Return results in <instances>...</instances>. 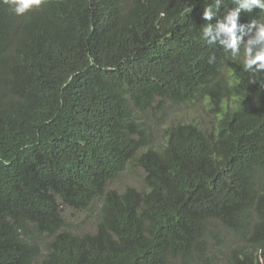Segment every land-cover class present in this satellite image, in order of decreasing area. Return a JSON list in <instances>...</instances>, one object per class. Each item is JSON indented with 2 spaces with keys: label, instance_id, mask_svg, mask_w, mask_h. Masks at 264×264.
<instances>
[{
  "label": "trees",
  "instance_id": "obj_1",
  "mask_svg": "<svg viewBox=\"0 0 264 264\" xmlns=\"http://www.w3.org/2000/svg\"><path fill=\"white\" fill-rule=\"evenodd\" d=\"M211 3L0 0V264H264V72L203 39ZM205 95L211 131L179 119L149 145L140 112ZM131 160L142 186L107 188Z\"/></svg>",
  "mask_w": 264,
  "mask_h": 264
},
{
  "label": "rangeland",
  "instance_id": "obj_2",
  "mask_svg": "<svg viewBox=\"0 0 264 264\" xmlns=\"http://www.w3.org/2000/svg\"><path fill=\"white\" fill-rule=\"evenodd\" d=\"M244 55V50H242ZM159 100L153 101L154 107L147 111L140 112L141 118L146 119L145 128L151 134L149 139L152 146L161 148L165 144L164 128L168 125L175 124V121L182 119L187 122L196 123L206 130H212L217 121L216 107L209 100L207 95L194 99L185 104L173 102L165 103L161 108L158 105ZM148 145V143H146ZM144 172L138 166L135 160L127 163L125 168L118 175L107 182V188L114 187L122 190L126 185L140 188L143 184ZM100 202L96 201L93 210L75 211L74 209L64 208V216L71 227L78 231H87L93 228L94 219L98 212ZM224 239L230 238L231 233L226 231L220 232Z\"/></svg>",
  "mask_w": 264,
  "mask_h": 264
},
{
  "label": "clouds",
  "instance_id": "obj_3",
  "mask_svg": "<svg viewBox=\"0 0 264 264\" xmlns=\"http://www.w3.org/2000/svg\"><path fill=\"white\" fill-rule=\"evenodd\" d=\"M4 2L12 6L15 14L23 15L33 7H39L44 0H4ZM233 4L236 7L228 9L224 14L223 20L218 19L216 21L215 27L210 21L216 12L220 10L221 0H213V3L203 8L202 19L208 23L203 27L202 37L209 44H214L223 35L224 38L219 42L224 46L225 50H231L232 56H238L243 46L244 70L253 73L264 72V20L254 19L248 22L250 35L247 39L244 38L243 43L239 46L240 50H238V37L236 35L238 27L241 31L244 28L243 24L238 26L237 23L240 11H250L254 7L258 10H264V0H233ZM253 29L254 31H252ZM214 59V57H211L209 62Z\"/></svg>",
  "mask_w": 264,
  "mask_h": 264
}]
</instances>
